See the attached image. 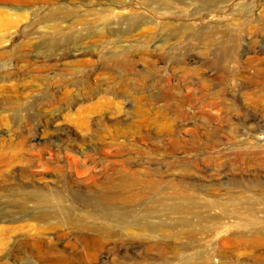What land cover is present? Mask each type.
I'll list each match as a JSON object with an SVG mask.
<instances>
[{
    "label": "rangeland",
    "instance_id": "rangeland-1",
    "mask_svg": "<svg viewBox=\"0 0 264 264\" xmlns=\"http://www.w3.org/2000/svg\"><path fill=\"white\" fill-rule=\"evenodd\" d=\"M11 1L0 264H264V0Z\"/></svg>",
    "mask_w": 264,
    "mask_h": 264
},
{
    "label": "bare ground",
    "instance_id": "bare-ground-1",
    "mask_svg": "<svg viewBox=\"0 0 264 264\" xmlns=\"http://www.w3.org/2000/svg\"><path fill=\"white\" fill-rule=\"evenodd\" d=\"M19 1H21V2H24L25 4H26V2H27V4H28V2H30L31 0H19ZM37 1V0H36ZM40 1V0H39ZM11 0H0V4H11ZM39 3V2H38ZM59 3V2H58ZM20 4V3H19ZM32 4V3H31ZM43 4V3H42ZM46 4V3H45ZM53 4V3H52ZM12 5V4H11ZM29 5V4H28ZM108 8V7H107ZM106 8V9H107ZM8 11H7V9H6V7H1L0 6V22H4V20H7L8 18H7V16H8V13H7ZM10 13V12H9ZM244 14V13H243ZM11 17V16H10ZM119 17V16H118ZM74 18V17H73ZM117 20V19H116ZM9 21V20H8ZM11 23V22H10ZM75 22H73L72 23V25L74 24ZM5 24H6V22H5ZM12 24V23H11ZM0 26H1V24H0ZM3 26H5V25H3ZM2 26V27H3ZM171 25H165L164 27L166 28V29H169V27H170ZM74 27V26H73ZM172 27V26H171ZM233 27H235V26H229V25H226V26H224L222 29V31H221V40H220V42L221 41H232V42H241V41H246L247 39H249V40H257L258 38L257 37H245V36H241V35H236V34H234V33H232V28ZM150 29V28H149ZM234 29V28H233ZM220 33V32H219ZM219 35L220 34H218L217 35V33H209V34H206V36H204V39L206 40V41H214V40H217V39H219ZM252 35V34H251ZM194 36H196V37H201V35H199V34H197V35H194ZM73 40V38H71V36H68L67 34H65L64 33V31L59 27V26H55L54 27V32H53V36H52V38L50 39V41H48L47 42V49H50V48H54V47H56V46H58L59 44H61L62 42H70V41H72ZM248 40V41H249ZM264 42V41H263ZM34 170V169H33ZM141 180V179H140ZM41 181V180H40ZM141 181H146V180H144V179H142ZM136 183V182H135ZM148 183V182H147ZM133 184V183H132ZM134 185V184H133ZM147 185H149V186H152V187H157V184H155V183H149V184H147ZM120 186H122V185H120ZM126 187V186H125ZM112 188H114V187H112ZM131 189L133 190L134 188H132L131 187ZM145 189V188H144ZM175 190V194L177 195L179 192L178 191H180V189L178 188V187H176V188H174ZM141 190H143V189H141ZM147 190V189H146ZM115 191V190H114ZM128 191V190H127ZM131 191V190H130ZM152 191V190H151ZM49 192V191H48ZM133 192H136V191H133ZM144 192V191H143ZM109 193V192H108ZM115 193H117L116 191H115ZM127 193V192H126ZM142 193V192H141ZM145 193V192H144ZM121 194V193H120ZM124 194V193H123ZM108 195V194H107ZM116 195H118V194H116ZM133 195V194H132ZM140 195V193L138 192V195L137 194H134V197L132 196H130L129 194H127V196L126 195H124V196H126V197H124V198H126L127 200H129V201H133V199L135 198V197H138ZM143 195H145V194H143ZM20 196V195H19ZM104 196V195H103ZM114 196V195H113ZM99 197H101V196H99ZM131 197V198H130ZM144 197V196H143ZM21 200L22 201H24L23 202V204H24V206H26L25 204L26 203H28V204H30V203H33V204H35V205H37V206H45V205H48V204H54V203H58V202H60L61 201V196H60V193H57V192H50V193H44V192H28L26 195H23V197L21 196ZM121 198V197H120ZM123 198V199H124ZM140 199H141V197H140ZM18 200V199H17ZM20 200V201H21ZM117 200H119L118 198H117ZM125 200V199H124ZM106 201H107V199H106ZM116 201V200H115ZM120 201V200H119ZM16 202V201H15ZM110 202H113V200L112 201H110ZM125 203V202H124ZM129 204V203H128ZM132 204V203H131ZM130 204V205H131ZM134 204V203H133ZM45 208V207H44ZM23 215H25V214H23ZM26 215H30V216H32L33 218H35V219H41V220H44V221H46V220H51V219H55V218H58V219H61V220H65V219H68V218H70L71 217V214H69V213H67V212H65V211H63V210H41L40 212H35V211H30L28 214L26 213ZM140 225V224H139ZM142 227V226H141ZM90 228V227H89ZM155 229H157V228H154V229H152V230H155ZM78 232H80V231H78ZM94 232V231H93ZM111 232V230L109 229V228H96L95 229V232L94 233H100V234H108V233H110ZM250 240V239H249ZM256 242L257 243H262V244H264V239L262 238V239H257L256 240ZM248 243H250L249 241L248 242H246L245 244H248ZM255 244V243H254ZM249 245V244H248ZM253 246V245H252ZM54 247V246H53ZM54 250H56L58 253H60V251L59 250H61V249H55V248H53ZM62 251V250H61ZM53 252V251H52ZM53 253H55V252H53ZM48 257V256H47ZM86 257V256H85ZM55 258V257H54ZM58 259V258H57ZM73 259H77L79 262H82L83 260H84V258H83V256L81 255V256H78V257H70L69 258V256L67 257V255H65V254H63L62 256H60L59 257V261H62V262H67V261H73ZM53 260V259H52ZM44 261H46V262H50L51 261V259L50 258H46ZM54 262V261H53Z\"/></svg>",
    "mask_w": 264,
    "mask_h": 264
}]
</instances>
